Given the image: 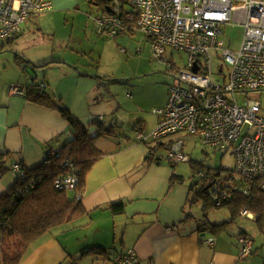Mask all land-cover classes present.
I'll use <instances>...</instances> for the list:
<instances>
[{"label": "crops", "instance_id": "crops-1", "mask_svg": "<svg viewBox=\"0 0 264 264\" xmlns=\"http://www.w3.org/2000/svg\"><path fill=\"white\" fill-rule=\"evenodd\" d=\"M45 1L57 12L75 9L81 2ZM32 14L23 26L32 19ZM23 26L20 33L30 31L28 25L25 30ZM16 37L1 49L11 48ZM74 58L63 60L65 64L55 69L51 85L44 80L45 90L51 93L43 92L56 106L68 109L78 118L91 137L97 131L91 123L99 116L103 117V125L112 127V135L95 140L101 156L84 179L79 200L82 212L31 242L18 264H95L127 249L135 251L138 264H264V247L258 246L246 232L243 233L252 241V254L245 259L239 257L238 233L233 229L219 234L199 232L201 221L196 222L189 211V205L194 203L188 202L191 198L188 185L176 182L169 187L174 172L169 162L162 159L165 156L157 155L155 147L159 145L140 141L134 133L139 130L148 135L157 117L153 114L156 118L138 119L133 134H120L116 114L136 109L123 104L117 94L103 92L101 85L105 79L82 68ZM28 59L31 62L24 59L23 62L29 64L32 73L26 72L24 63L18 66L15 62L16 68L28 78L33 77L37 66L47 63L37 55L34 60ZM15 80L18 83L11 85L28 84ZM71 138L72 129L57 110L12 96L8 88L0 93V152L11 154L10 163H22L26 169H32L43 162L48 151L61 149ZM6 190L0 184V194ZM119 203L124 205L123 213L112 215L109 206ZM210 237L214 239L212 246L206 243Z\"/></svg>", "mask_w": 264, "mask_h": 264}, {"label": "built area", "instance_id": "built-area-1", "mask_svg": "<svg viewBox=\"0 0 264 264\" xmlns=\"http://www.w3.org/2000/svg\"><path fill=\"white\" fill-rule=\"evenodd\" d=\"M50 7L45 0H0V41L14 39L31 13ZM107 9L95 19L102 33L116 37L141 32L150 41L153 57L169 70L175 67L172 61L162 58L165 48L187 57L175 77L176 83L168 86L167 102L152 110L157 117L156 127L147 137L135 130L136 138H170L166 156L172 163L189 160L178 134L197 136L214 152L231 150L234 171L246 182L243 193L247 195L255 187L264 195V118L259 114V103L245 100L239 104L236 97L239 93L264 90V0H108ZM228 26L243 27L238 50L226 47L219 38L222 28ZM211 52L222 60L217 73H213ZM224 64L229 69L227 75L222 74ZM46 86L39 83L37 92ZM8 92L26 98L25 85H11ZM95 119L101 122L103 117ZM60 167L69 172L54 178V190L74 193L75 200H81V193L76 192L78 170L74 163L66 157ZM10 168L17 172L8 195L14 202L28 191L23 184L34 188V180L21 170L20 164L12 163ZM225 198L223 194L221 199ZM7 211L6 207L0 209V263L2 230L10 227ZM239 212L252 217L246 209ZM236 238L239 257L248 258L252 254L251 239L244 233ZM206 243L212 246L213 237L207 238ZM135 254L133 249H127L95 264H138Z\"/></svg>", "mask_w": 264, "mask_h": 264}, {"label": "rangeland", "instance_id": "rangeland-1", "mask_svg": "<svg viewBox=\"0 0 264 264\" xmlns=\"http://www.w3.org/2000/svg\"><path fill=\"white\" fill-rule=\"evenodd\" d=\"M96 1L98 0H94V2L81 0L78 7L66 11L57 12L54 8H49L37 12L35 15L31 13L30 18L32 19L23 26L24 29L28 25L29 32L20 33L11 48L1 49L6 42L0 41V93L6 92L11 83L16 82L15 78H18L19 82L33 85L38 82L47 85L46 81L49 80V85H51V75L55 74V69L59 68V65H63L56 62H66L63 60L70 61L76 57L73 61L80 64L82 68L105 79L101 85L103 92L105 90L108 94H117L123 104L136 109V112L120 110L116 114L117 129L120 134L129 136L133 134V128L138 119L155 117L150 114L152 110L160 108L164 102H167L168 86L176 83L175 77L178 76L187 57L179 51L165 48L166 51L162 58L172 61L175 67L169 70L164 63L158 62L153 57L150 41L141 32H126L116 37L102 33L95 20L100 12L95 5ZM222 31L223 34L219 38L224 41L225 46L232 50H238L243 37V27L228 26L222 28ZM36 55L40 56L44 62L50 63L51 61L53 63L48 64L47 67L35 68L33 77L28 78L26 73L24 74L16 68L15 59L23 58L31 62L28 58L34 60ZM211 55L213 73H217V67L222 63V60L217 57L215 52H211ZM24 64L26 72L32 73L29 64ZM228 73L229 69L224 64L222 74L227 75ZM45 92L51 93L48 90ZM236 97L239 104L245 100H251L255 104L259 103V114L264 118V90L239 93L236 94ZM160 101L163 103L158 105ZM154 127L156 126L154 125ZM150 133L148 135L145 133L144 136L147 137ZM178 136L183 140L182 151L189 156L190 161L171 163L168 166H171L174 175L183 178V182L188 187L197 183L201 179L199 174L209 168L220 170L221 180L225 184L230 185L234 179L238 180V177L233 174L235 161H233L231 150L214 152L205 147L197 136L192 137L184 134H178ZM169 140L170 138H166L160 141L164 148L163 146L155 147L157 155L165 156L162 158L164 161H168L166 148L169 145ZM9 165L10 160H7V170L0 177V184L4 185L6 191L14 186L17 176L15 171L9 168ZM200 185L201 182L197 188ZM210 194L212 197L215 196L211 190ZM68 195L71 197V193ZM206 198L198 200L194 205H189V211L196 218V222L204 219L201 207L205 205ZM252 217H254L253 214ZM252 217L236 215L228 206L211 209L207 213V218L210 221L228 222L231 226L230 230L233 229L238 234L246 232L258 246L263 248L264 214L260 220Z\"/></svg>", "mask_w": 264, "mask_h": 264}, {"label": "trees", "instance_id": "trees-1", "mask_svg": "<svg viewBox=\"0 0 264 264\" xmlns=\"http://www.w3.org/2000/svg\"><path fill=\"white\" fill-rule=\"evenodd\" d=\"M95 5L100 10L99 14L106 12L108 0H98ZM12 40L10 39L6 43H10ZM15 62L20 66L23 63V59L16 58ZM48 64L46 63L42 67H47ZM37 86L38 84H28L26 86V99L35 105L57 110L71 127L72 138L61 149L48 151L43 162L32 169H26L22 163L16 162L21 165V170L34 180V188H31L30 184L24 183L23 187H28V191L23 197L14 202L10 201L8 196L12 188L0 194V209L3 207L7 208L10 222V227L2 230L1 234V263L3 264H18L31 242L48 232L51 228L68 222L78 212H82L83 207L80 206V201L75 200L74 195L71 198L68 196L70 192L54 190V178L59 174L69 172L67 168L63 169L60 167L64 159L68 157L78 170L76 192H81L85 184L84 179H86L95 161L101 156V152L95 147V140L100 136L110 137L112 135V127L106 124L103 125L97 119H93L91 125L95 126L97 131L94 136H89L87 128L78 118H75L68 109L56 106L51 97L46 95L45 92H37ZM150 142L157 143L160 147L162 146L159 144L160 141L151 140ZM7 160L11 162V154L7 151H1L0 177L7 170ZM189 161L190 158L187 162ZM171 163L169 162V164ZM233 174L238 177V180L230 178L234 180L232 184L228 185L222 182L220 170L209 168L199 174L201 179L197 183L189 186V194L191 196L192 193V197L188 199V202L196 203L198 200L207 197L205 205L201 207L204 219L199 223L200 233L211 232L212 234H219L231 228L228 222L211 223L207 219V213L211 209L224 206H228L236 215L240 216L239 211L246 209L247 212L254 215L252 218L256 220L262 219L264 214V195L255 190L257 189L255 187H252V190L250 188L249 193L245 195L243 191L246 187V182L235 171ZM183 181L181 176L172 174L169 187H172L176 182ZM199 182H201V185L197 188ZM215 185H217L216 188H214ZM210 190L215 194L214 197L211 196ZM223 194L226 195L225 199H221ZM219 200L222 201L220 205H217ZM123 210L124 205L120 203L109 206V211L112 215L121 214Z\"/></svg>", "mask_w": 264, "mask_h": 264}, {"label": "water", "instance_id": "water-1", "mask_svg": "<svg viewBox=\"0 0 264 264\" xmlns=\"http://www.w3.org/2000/svg\"><path fill=\"white\" fill-rule=\"evenodd\" d=\"M107 11H109V9H107ZM62 64H65V63H62ZM42 66H45V65H41V66H39V67H42ZM67 66H69V65H67ZM37 67H38V66H37ZM37 67H36V68H37ZM194 70H196L195 67H194ZM208 187H210V186H208ZM208 187H207V188H208Z\"/></svg>", "mask_w": 264, "mask_h": 264}]
</instances>
